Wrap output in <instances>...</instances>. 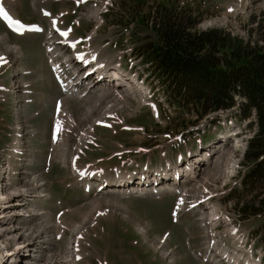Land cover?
<instances>
[{"label": "rangeland", "instance_id": "obj_1", "mask_svg": "<svg viewBox=\"0 0 264 264\" xmlns=\"http://www.w3.org/2000/svg\"><path fill=\"white\" fill-rule=\"evenodd\" d=\"M33 2L34 0H22L25 5H21L18 1H12L16 13L26 20L44 21L38 8L45 4L55 12L54 14L58 16L61 14L62 21L66 19V22H74V32L71 34L83 35L82 38L91 35L92 37L88 38L90 49L97 46L99 55H112L107 58L116 59L119 50L131 51L130 47L132 48L133 44L145 45L156 40L157 36L151 25L157 24L159 6L190 9L191 17L196 20L192 31L222 29L231 36L248 40L249 45L255 46L254 48L258 44L264 45V25L258 28L260 24H264V0H87L82 3L76 0H35V5ZM85 4L97 6L100 10L98 16L89 18L85 16L88 9L90 10ZM11 9L14 10L13 7ZM138 22L140 23L137 24ZM44 25L48 26V20L44 21ZM63 28L69 29L67 26ZM44 32L35 30L24 36H17L9 33L0 23V50L7 53L0 65V87L5 84L12 88L14 85L15 89L12 88L14 94H10L9 91L3 93L0 89V100H5L0 101V119L8 131L11 120L18 114L20 117L17 119L21 126L29 129L27 141L23 143L22 148L19 146V149L28 152L29 162L24 163L25 159L20 156L23 163L19 165L21 174H18L17 180L26 171L28 172L22 175L26 179L31 177L30 173H38L39 180L43 177L42 182L46 187L43 186L44 192L50 193L43 197L42 202L39 199L33 208L36 209V213L47 211L52 215H26L23 219L27 221L22 225L27 226L25 229L28 232L33 233L45 230L53 223L58 228L56 230L57 228L49 227L46 234L53 239L52 248L50 251L43 250L44 255L55 252L56 248L60 249L62 254H66L69 238L73 234L71 225L74 228L77 224L80 226L84 224L85 228L80 232L82 236L78 242L79 264H210L208 260L204 263L202 255L198 252V250L202 254L206 252L208 230L203 226L202 217L206 213L204 211H207L206 208L195 211L182 209L175 214L173 210L178 195L168 189L161 190L158 194L135 193L137 190L131 192L132 188L117 190L104 187L102 189L99 187L101 191L99 193L90 192L97 188L91 189L89 193L84 192L62 160L71 159L73 155L78 154V157L74 156L77 157V165L85 166L87 169L102 168L108 171L119 166L124 172H133L145 164L154 168L168 161L173 163L176 155L181 152L189 153L201 149V154L204 155L210 147L207 144H214L213 141L218 137L224 139L225 135L229 137L222 141L225 153L220 156L221 161L219 159L217 165L210 164L211 166L206 168L209 173L203 183L205 185H200L198 192L192 191L191 195L188 194V202L193 200V194H197L194 198L209 195L207 204L217 207L218 213L224 219L213 226L214 231L219 233L218 237L215 236L216 241L222 240V232H229V228L234 225L239 232L248 236V244L252 246L254 252L257 249L264 250V239L259 235L264 225V213L243 211L239 209L237 201V196L242 191L239 184L240 173L247 167L243 162V151L248 137L253 134L255 128L253 111L247 117H243L241 113L239 114L238 107H231L211 115V119L217 120L216 123L213 121L210 123L209 119H201L199 124L200 131L204 132L201 136L204 147L199 148L196 145L200 139L197 132L187 134L184 138L179 136L180 132L191 127L189 117H195L194 113L185 110L175 117L173 109L164 100L165 93L159 87L161 85L159 81L153 78L154 85L148 83L151 78L146 77L145 85L154 87L151 89L154 91L150 93L152 97L143 94L142 89L140 92L132 86L130 94L118 100L109 95L100 98L96 93L89 94V97L86 95L67 97L64 106L71 111L74 119L70 120L69 112L64 114V119L70 121L61 124L58 132L61 141L54 145L55 149L52 152L50 136L53 130L51 132L50 128L56 119L53 118L54 106L57 98L65 94L57 85L47 65L42 44L47 39ZM52 40L54 39L51 38L46 43ZM138 60L139 58L134 56L137 71L144 77L143 73L151 72V69ZM3 65L5 68L2 71ZM19 81L23 85L27 83L25 88L30 91L23 93L22 85L17 86ZM13 95L18 99L16 104L13 103L15 102ZM27 98L30 100L24 101ZM149 98L153 101L160 100L163 104V106L160 104L162 107L158 104L159 116L153 115ZM105 110L113 115L109 113L105 115ZM161 112L164 117L160 116ZM101 121L104 123H98ZM90 125L94 130L92 137ZM2 128L3 124L0 121V131ZM58 134H54V139H58ZM81 137H88L91 141L82 146L86 140H82ZM234 138L239 140V145L234 146L236 143ZM8 140V136L0 132V142ZM17 157L18 155L15 156L16 160ZM190 157L191 155L188 158ZM198 170L205 169L203 167ZM91 172L93 171H87ZM35 176L22 186L27 185ZM191 182L193 181H183L186 189L190 187ZM3 183L0 185H4ZM130 183L127 187L131 185ZM13 184L15 185L14 182ZM244 197L250 198L251 195ZM117 200L120 201L119 204L114 202ZM99 206L104 211H99ZM63 209L65 210L62 215H55ZM97 209L99 213L96 215ZM93 213L95 215L91 218ZM86 218L89 219L88 222ZM64 221L69 225L66 228ZM228 222L229 225L226 226ZM3 225L4 223L0 224ZM145 226L146 230H143ZM63 228L64 232L59 234ZM255 231H258V234ZM56 232L59 235L55 238ZM4 241L0 242V248L6 246ZM234 243L232 237L227 234L225 240L221 242V247L233 248ZM8 245L11 246L13 243L8 241ZM5 249H0V253ZM62 254L60 256L64 257L65 254ZM21 260L29 264L25 257Z\"/></svg>", "mask_w": 264, "mask_h": 264}, {"label": "trees", "instance_id": "obj_2", "mask_svg": "<svg viewBox=\"0 0 264 264\" xmlns=\"http://www.w3.org/2000/svg\"><path fill=\"white\" fill-rule=\"evenodd\" d=\"M174 7L159 6L157 24L151 25L157 38L135 46L136 53L151 64L170 100H182L200 114L228 108L242 95L240 113L253 110L256 120L243 153L247 167L240 173L237 201L243 211L264 213V45L254 48L222 29L192 31L196 20L190 9Z\"/></svg>", "mask_w": 264, "mask_h": 264}, {"label": "bare ground", "instance_id": "obj_3", "mask_svg": "<svg viewBox=\"0 0 264 264\" xmlns=\"http://www.w3.org/2000/svg\"><path fill=\"white\" fill-rule=\"evenodd\" d=\"M33 3L35 5V0ZM85 6H87V8L90 7V10L88 9V13L84 14L88 18H89V16H96L98 14L99 9L97 6H92V5H88V4H85ZM43 8L44 7H41V6L39 7V9L41 11L43 10ZM10 11L14 13V10L11 9ZM99 12H100V10H99ZM48 16H49V22L51 25L57 24L56 23L57 17L51 15L50 13ZM68 31H69L68 28H63L61 35H57L56 30L53 32H50L49 35L52 39L62 42L63 38H66ZM58 36H60V37H58ZM54 40H52V41H54ZM63 41L65 42V40H63ZM74 42H75L74 38L71 37V43H74ZM57 53L58 52H53V55H57ZM73 54H75V56H79V57H82L85 55L84 52H82V53L75 52ZM92 55H94V54H92ZM99 72H103V74H104L103 79L107 77V80H109V82L102 84L101 83L102 80L93 81L92 85L90 87H88V89H87V91H85V93H83L86 95V97H89V94H91V93H96L97 95H99L100 98H102V96L104 97V95L105 96L109 95L113 99L118 100V99H121L123 97H126L127 94L128 95L130 94L129 89H130V86H133V83H131L130 86L125 87L122 90L119 89L120 87H122V85L129 84L119 69H115V71H113L112 67H109L108 69L100 68ZM96 74H98V70H97ZM86 87H87V84L85 85V88ZM104 89L107 91L103 92ZM108 90H110V91H108ZM137 90L140 91L141 86L139 88H137ZM68 91H67L66 96L59 101L60 108H61V102L66 103L65 100L67 99V97H71V95L73 96V94L74 95L75 94L80 95V93L83 92V90H80L79 92L69 91L70 93ZM110 107H108V109H110ZM60 110L55 113L56 119L53 123V127H54L53 134H52L53 139H54V134H58L60 126H61V124H63V122H61V120H59L57 118V116L60 113ZM62 112H69V109L67 107H65V108H63ZM104 113L106 114L109 112L107 110ZM92 127H93L92 125L89 126L90 129H92ZM54 130H55V132H54ZM58 139L55 142H53L51 140L52 141V144H51L52 145V152L55 149L54 145H56L58 142L61 141L60 134H58ZM81 139L87 140L88 137H81ZM224 142H226V141H224ZM238 142H239V140L236 139L235 146L239 145ZM19 143L20 142H18L16 144V148H17V150L21 151V149H19L20 148ZM60 145L61 144H59L58 147H60ZM58 147H57V149H59ZM215 152H216V154H214ZM223 152H224L223 146L221 143H219L211 151L210 150L205 151L204 155H202L201 153L192 154L191 157L188 159L189 160V166H187L185 168H182L180 166V163H175L178 166V168L176 170L172 171V175H173L172 178L174 180L177 179L180 182V180H182L183 176H185V179H190L191 181H193V182H191L190 187L187 189L185 188V185H184L185 183L177 186L178 187L177 191H179L180 198L178 199V201L176 203L175 210H179L180 208L185 209V207H187L190 211H195V210H200V209L202 210V209L206 208L207 211L205 210L204 212H206V213H204V215L202 216L204 218L203 219L204 220L203 226L205 228H206V226H208L209 232L213 230V226L218 221V219H220V217H221L220 213H218V211H217V207H215L214 205L207 204L208 199H206L207 197H204V195H202V197L200 196L197 198H194L196 196H194V197L192 196L193 200H191V202L188 204L187 203V200H188L187 196H189L188 194L192 193V191L198 192L197 191L198 187L200 189V187H201L200 185L205 183L206 175L209 173L208 172L209 170H207L208 169L207 167L211 166L210 164L217 165V163L220 159V156L223 154ZM18 154L19 153H12L13 156H17ZM75 155H77V157H78V154H75ZM75 155H73L71 157V159ZM77 157L73 158L72 164L70 162L71 159H69V158H64L62 160V162L64 164H67L69 167L74 168L76 170L78 168V166L76 165V162H75V159H77ZM220 161H221V159H220ZM12 164H14L13 159L10 157L8 160V165L6 167L7 178L5 179V183H3L4 186L1 185L2 188L0 187L1 188L0 189V224L4 223L3 226H0V242L1 241L3 242L4 240H6V241H4V242H6L5 243L6 246H4V248H6V249L4 252L0 253V264H20V263L24 264V262H22V260H21L23 257H25L28 260L29 264H79L78 261H79L80 255L78 252V250H79L78 248H80V247H78V242H79L78 240L82 234L80 232L83 231L85 228L84 224L82 226L77 224L73 228V234L69 238V241H68L69 246H68V248H66L67 250L65 251L66 254L64 253L65 254L64 257L60 256L62 253L60 252V249H58V248H56L55 252H53L51 254H45L44 255L42 253V251L43 250L50 251L52 248L51 242L53 240L51 237L50 238H49V236L47 237L46 233H48L49 227L57 228V225H55L53 223V224L49 225V227H46L45 230L33 233V232H28L25 229L27 226L24 227V225H22V224H25V222L27 221V219H26V221H25V219H23V217H25V215L28 216V215H33V214H35V215L36 214H41V215L51 214V212H47V211L36 213V209L33 208V207H35L33 205V203L37 201V198L43 199V197L44 198H45V196L47 197L46 194H49V193L44 192V188H46V187L43 185V182H42L43 177L39 180V176H37V175L27 185L16 188L15 185L13 184L14 174L11 171V165ZM201 166L204 167V169H205L204 171L198 170V168L203 169V167H201ZM179 167H181V170H183V171H181L182 173H179L180 172ZM71 173L75 175V177H76L75 182L76 183H78L80 181L86 183L85 187H86L87 191H90L91 189L97 188V187H94L93 185H91L92 183H95L96 181H97V185H99L100 189H102L104 187L105 189L116 188L117 190L120 188L126 187L131 182V180H129L130 177L126 178L125 182L120 181L118 184H114V181L105 182L104 181L105 179H99L98 178L99 176L105 177L106 175H104V174H99V176H98V175H95V173H93V172L87 173V171H85V173L83 175H76L74 170H71ZM177 173H178V175H177ZM154 175H156V172L154 173ZM168 179H169V177L165 176V177L157 180V182H155V183L150 182V180L147 181L145 179H142V181L140 183H132L131 182L130 186H132V188L134 189L133 191L137 190V192H139L143 189H146L147 186H154L155 189L158 188V190H162V189L170 188V185L168 187H164V184H165L166 180H168ZM44 183H45V181H44ZM203 185H205V184H203ZM43 186H44V188H43ZM174 186L176 187V185H174ZM5 187H12V190L5 192L4 191ZM100 189H98V191H100ZM112 190H110V191H112ZM114 193H117L118 195H120V193H118L117 191H115ZM186 194H187V196H186ZM197 200H198V202H197ZM193 201H195V202L192 204ZM109 202L112 203V200H110ZM114 202L117 204L120 203V201H118V200L114 201ZM98 209H100L99 211H101V212L104 211L103 208H101V206H99ZM98 209H97V213H95L96 215L99 213ZM20 210H22V211H20ZM95 214L93 213V215H91V218ZM176 214H178V213H176ZM85 220H87V222H88L89 219L86 218ZM85 225H87V224H85ZM57 230H58V228H57ZM143 230H146V226L143 227ZM230 231H231V228H229V232ZM8 241H11L13 243V245L9 246L10 244L8 245ZM44 245H46V246H44ZM208 247L213 248L216 251V246L214 244L212 247H210L208 244ZM4 248H0V249L2 250ZM23 250H25V251L23 252ZM35 250H37V251L35 252ZM207 252H209V250H207ZM64 254H62V255H64ZM44 256H46V257H44ZM206 256H208V253ZM225 258H228V254L225 255ZM215 261H216L215 259H212L211 263H214Z\"/></svg>", "mask_w": 264, "mask_h": 264}, {"label": "snow or ice", "instance_id": "obj_4", "mask_svg": "<svg viewBox=\"0 0 264 264\" xmlns=\"http://www.w3.org/2000/svg\"><path fill=\"white\" fill-rule=\"evenodd\" d=\"M0 16H3L5 20L9 21L10 25H18V21H13L12 18L8 15L6 11H4L3 7H0ZM16 31H20V27L16 28ZM2 59V58H0Z\"/></svg>", "mask_w": 264, "mask_h": 264}]
</instances>
